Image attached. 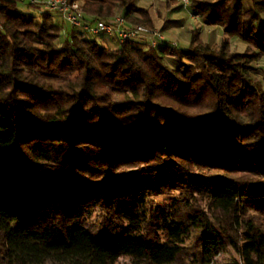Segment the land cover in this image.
Returning a JSON list of instances; mask_svg holds the SVG:
<instances>
[{
    "label": "trees",
    "instance_id": "1",
    "mask_svg": "<svg viewBox=\"0 0 264 264\" xmlns=\"http://www.w3.org/2000/svg\"><path fill=\"white\" fill-rule=\"evenodd\" d=\"M78 1L91 21L152 28L136 0ZM243 1L189 0L222 28L216 45L192 33L185 49H110L73 27L59 44V14L0 0V264H177L195 233L190 264L226 246L230 264H264L247 202L264 194V86L251 75L264 0ZM162 191H179L170 211L146 203Z\"/></svg>",
    "mask_w": 264,
    "mask_h": 264
},
{
    "label": "crops",
    "instance_id": "2",
    "mask_svg": "<svg viewBox=\"0 0 264 264\" xmlns=\"http://www.w3.org/2000/svg\"><path fill=\"white\" fill-rule=\"evenodd\" d=\"M245 8L249 7V0H244ZM138 8L145 9L151 20V27L162 32L164 39L160 46L174 45L177 48L188 47L192 33H195L204 43L209 46L216 45L223 37V30L220 26H209L204 24L197 15L190 11L187 5H178L173 0H136ZM99 44L110 49L118 47V41L113 37L98 35L95 37ZM230 47L236 43L245 45L241 39L232 37L229 40ZM138 48L148 47L147 38L139 36L133 41ZM235 53V52H233ZM165 63L172 69H176L178 63L171 57H164Z\"/></svg>",
    "mask_w": 264,
    "mask_h": 264
},
{
    "label": "rangeland",
    "instance_id": "3",
    "mask_svg": "<svg viewBox=\"0 0 264 264\" xmlns=\"http://www.w3.org/2000/svg\"><path fill=\"white\" fill-rule=\"evenodd\" d=\"M173 1L174 3H177L179 6L185 5L176 0H173ZM17 10L21 13L34 16L36 17L37 20H39L38 10L43 11L40 9V7L36 8L37 11H35V9L33 8H26L25 4H18ZM53 17H54V20H56L58 24L61 26V37L59 39V44H60L62 41L65 40L66 35L71 31V26L67 22L62 21L56 14ZM115 17H118V15ZM153 30H155L156 33L158 32L162 40L164 39V35L162 34L161 31L157 29H153ZM148 40L149 39H147V41ZM247 46L248 45L246 43L245 45L242 46L241 43L235 42V46H231L230 50L232 52H235V54H239V53H243L246 50ZM251 75L255 79H258L259 81H261L262 85L264 86V56L261 57L258 61L252 63ZM256 195H257V199L247 200V202H249L248 215L255 222H257V224L261 226V228L264 231V194L263 195L256 194ZM178 198H179V191H171V192L162 191L159 194H156L153 196L152 195L147 196L146 203L147 204L151 203L154 207L164 209L165 211H170L173 208L174 201H176ZM196 200H197V203L200 204L199 197H196ZM98 213H99L98 208H88L87 215H85L84 218H86V222L89 226L98 225L99 223ZM197 234L198 233H195L189 240H187L185 246H186V252H188V255L187 256L185 255L182 258V261L178 262L177 264H190L191 254L198 251L196 248ZM235 260H238V256L234 253V251H232L229 247L226 246L214 257L211 264H230ZM119 264H129V259L126 257H122L119 259Z\"/></svg>",
    "mask_w": 264,
    "mask_h": 264
},
{
    "label": "built area",
    "instance_id": "4",
    "mask_svg": "<svg viewBox=\"0 0 264 264\" xmlns=\"http://www.w3.org/2000/svg\"><path fill=\"white\" fill-rule=\"evenodd\" d=\"M20 4L37 5L43 11L59 14L62 21L67 22L71 27L81 30L90 35L100 33L114 37L118 42L134 40L144 36L151 47H155L162 38L155 30L143 26L128 27L121 17H114L109 20L91 21L85 18L81 9L82 4L78 0H12ZM188 4L189 0H176Z\"/></svg>",
    "mask_w": 264,
    "mask_h": 264
}]
</instances>
